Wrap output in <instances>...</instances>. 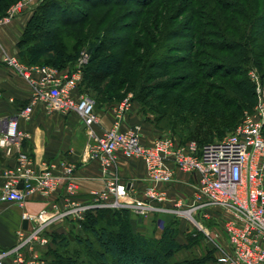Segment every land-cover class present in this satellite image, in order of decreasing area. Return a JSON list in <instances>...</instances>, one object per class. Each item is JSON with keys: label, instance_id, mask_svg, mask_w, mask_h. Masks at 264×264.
I'll list each match as a JSON object with an SVG mask.
<instances>
[{"label": "trees", "instance_id": "1", "mask_svg": "<svg viewBox=\"0 0 264 264\" xmlns=\"http://www.w3.org/2000/svg\"><path fill=\"white\" fill-rule=\"evenodd\" d=\"M12 1L0 0V15ZM78 1L84 2L86 9L71 7L70 0H49L33 9L18 41L22 62L70 70L67 62L73 59L74 63L79 52L76 56L66 54L65 39L75 40L74 51L81 37L74 31L82 32L92 15L99 13L100 22L109 23L104 34L110 40L106 44L100 39L85 49L90 58L83 67L78 91L81 83L100 91L108 77L109 88L117 83L134 87L136 99L148 105L157 101L150 104L155 110L166 106L163 113L172 125L179 124L199 146L213 141L210 137L221 127L227 129L243 110L253 107L254 85L246 72L254 66L264 75V0H170L169 5L155 6L153 2L159 0ZM56 11L58 14H53ZM55 42L59 64L53 61ZM110 48L113 52L106 53ZM94 210L101 211L100 219L91 214L92 209L74 223L81 233L89 230L99 250L89 238L72 230L58 235L47 264H172L171 253L182 245L176 239L175 226H165L155 246L137 234L131 244L125 218L112 215L111 209ZM115 218L117 230L101 223L113 225ZM96 223H101L98 228L93 226ZM193 233L191 239L201 236ZM77 244L83 246L88 260L77 261ZM205 261L187 260L184 264Z\"/></svg>", "mask_w": 264, "mask_h": 264}, {"label": "built area", "instance_id": "2", "mask_svg": "<svg viewBox=\"0 0 264 264\" xmlns=\"http://www.w3.org/2000/svg\"><path fill=\"white\" fill-rule=\"evenodd\" d=\"M39 1L21 0L10 6L0 16V24L32 9ZM89 58V53L81 50L69 70L47 64H24L12 55L4 57L6 64L14 68L32 90L19 117L30 119L38 102H43L50 111L76 112L91 138L86 148L87 158L99 163L106 182L100 190L92 192L87 202L72 198L77 187L75 165L63 162L59 171L52 165L40 170L30 167L28 154L20 150L27 134L19 128L18 120L8 119L0 133V148L6 154L15 152L17 165L13 170L4 171L0 200L22 207L30 195H49L63 185L69 196L65 207L54 213L23 212L22 218L28 225L17 231L14 245L0 248V264H5L7 259L10 264H40L36 256L26 253L36 245L47 244L43 235L46 228L66 218L82 220L88 210L97 207H128L138 215L173 214L184 218L204 236L218 252L219 263L264 264V88H257L253 111L245 113L235 128L219 139L199 146L194 140L179 143L171 135L163 134L146 144L142 141L139 124L122 127L128 109L126 102L115 109L109 128L100 134L93 131L99 123L94 100L77 92ZM119 156L143 160L147 178L141 199L133 197L127 184L119 180L115 172ZM176 170L196 176L192 203L186 207L169 198L163 187L173 180ZM206 204L219 206L227 214L219 225L221 228L211 229L202 219L194 217ZM201 217L209 218L205 213Z\"/></svg>", "mask_w": 264, "mask_h": 264}, {"label": "crops", "instance_id": "3", "mask_svg": "<svg viewBox=\"0 0 264 264\" xmlns=\"http://www.w3.org/2000/svg\"><path fill=\"white\" fill-rule=\"evenodd\" d=\"M33 12V9H26L0 24V133L5 129L8 119L18 120L19 128L27 134L21 143L20 150L27 153L30 158V167L40 170L47 165H52L59 171L61 163L70 162L75 165L74 178L77 183L75 194L71 197L87 202L92 198V192L100 190L104 186L105 175L97 161L89 160L86 155L87 144L90 141L80 116L74 112L62 113L48 110L43 102L34 105L30 119L19 117V111L27 104L32 94L31 87L24 78L4 61L6 55L19 58L18 41ZM99 123L93 127L96 134L102 133L109 128L113 121V111L110 107L97 109ZM140 125L142 141L146 144L152 143L160 134V130L153 126V123L140 122L138 116L129 112L123 119L124 129L134 125ZM17 165L16 153L6 154L0 148V189L4 180V171L15 169ZM118 172L124 183L130 188L129 193L135 198H142L146 185L147 170L141 158H124L119 156L117 160ZM196 176L192 173L176 170L173 180L164 185L169 198L182 203L183 207L189 206L195 191ZM21 187V185H20ZM67 204V197L64 187H60L49 196L39 193L30 195L22 207L19 205L0 200V248H7L17 241V231L23 227L22 213L36 214L41 210L50 213L62 210ZM161 219H178L176 226L177 233L189 246L200 244L201 234L198 238L187 231L190 224L184 218L176 217L170 213H156ZM215 217V216H213ZM218 220L212 218V220ZM76 228L71 218L56 221L46 228L44 236L48 242L44 246L36 245L33 250L27 251L28 256H36L40 264H47L48 252L56 247L57 237L66 234ZM187 231V232H186ZM189 240V241H188ZM208 251L212 246L205 241ZM209 244V245H208ZM217 258L218 252L212 251ZM209 259L206 264H212ZM217 263V262H216ZM5 264H10L7 259ZM218 264H221L218 262Z\"/></svg>", "mask_w": 264, "mask_h": 264}, {"label": "rangeland", "instance_id": "4", "mask_svg": "<svg viewBox=\"0 0 264 264\" xmlns=\"http://www.w3.org/2000/svg\"><path fill=\"white\" fill-rule=\"evenodd\" d=\"M19 1H21V0L12 1V3H10V5L6 8V10L10 6L16 4ZM50 1H52V0H50ZM70 1H71L70 4H72V5H70L71 7L72 6L75 7V6L79 5L80 8L86 9L87 5L84 2H79L78 0H70ZM43 2L48 3L49 0H40L39 1L40 4ZM157 3H165V4L169 5L170 0L155 1V2H153L154 6L157 5ZM36 6H33L32 9H34ZM56 8L57 7H54L53 11H55ZM6 10H5V12H6ZM161 13L164 16L167 15V13H164L162 11H161ZM3 14H1V15H3ZM53 14H58V11L54 12ZM99 17H100L99 13H95V16L92 15V19L89 21V24L87 26H85V29H83L82 32L76 31V30L74 31L75 34L81 36L80 37V43H76L78 45L74 51L71 52V47L75 46V40H73L72 38H66L65 39L64 42L67 44L66 51H65V52H67L66 54L73 53L74 56H76L78 52H80L81 50H85L88 47L93 46L100 39L104 40V42L106 44L109 43V40H110L109 36L104 34V28L109 23H108V21H106L105 23L100 22ZM142 38H144V36ZM114 41H115V39H114ZM56 46H57V43L55 42L54 46L52 47V52H54V55L56 56V58H53L54 59L53 61L55 64H59L60 63V57H59L60 52H58V50H56ZM113 49L114 48H110L109 50H107L105 52L106 53L113 52ZM138 50L139 49L135 48V51L137 53L141 52L140 50L139 51ZM45 59L47 60V58H45ZM100 59L101 58H99L97 60H100ZM19 61L22 62L20 59H19ZM72 62H73V59H71L67 62L68 67L71 69L73 68L74 63H75V62L74 63H72ZM22 63H24V62H22ZM90 65H91V63L88 64V66H90ZM85 70H86V67H85ZM84 74H85V71H84ZM246 75L248 76V79L254 85L255 101H254L253 107L250 110H248V109L243 110L242 113L239 115L238 119L236 120V122L234 124H232L231 126H229L227 129L223 130V128L221 127L222 129L220 128L219 132L214 133L210 137L211 140L219 139V138L223 137L224 135H226L227 133H229L230 131H232L235 128V126L243 119L245 113H250L253 111V108H254L256 101H257V93H256L257 88L258 87L264 88V75L261 74V72H259L257 70V68L254 66L248 67ZM83 80H82V82H83ZM110 80H111L110 77L105 79V81L102 84L100 91L93 90V89H87L83 83H81V85L79 87V91L78 90L77 91L79 92V94L91 97L94 100L96 110L98 108L107 106V107H110L112 109L113 114H114L115 109L118 108L122 102H126L128 105V109L125 112L124 118L128 116L129 112L134 113L138 116L140 122L153 123V126L156 129L160 130V132H161L160 135L169 134L179 143H184V142H188L190 140L196 139V138L190 136L188 133L182 131L179 124L176 123V124L172 125V122H170L168 115L163 113V110L165 109L166 106L160 105L159 107H157V110H155V109H153V107H151V105L156 104L157 101L150 102L151 105L150 104L148 105L146 103H142L141 101H139L135 97L136 93H137L136 88L131 87L129 85H119L118 83L115 84V86H113L112 88H109L108 83L110 82ZM165 110H167V109H165ZM115 172H117L119 180L124 182L125 181L124 178H121L119 175L117 164H116ZM105 182H106V180L104 181V184H105ZM75 183H76V181H75ZM76 186H77V183H76ZM62 187L66 188L64 185ZM76 189H77V187H76ZM76 189H75V191H76ZM65 192H66V190H65ZM53 193H51V194H53ZM51 194H49V195H51ZM74 194H75V192H74ZM49 195H45V196H49ZM68 196H69L68 193H66V197H68ZM98 208H100V207L93 208V212L91 214H93L96 218L100 219L101 217H100L99 213L101 211L98 212V211L94 210V209H98ZM102 208L111 209L109 211L112 215H116V216L119 215L120 216L119 218H125L127 220L126 221L128 223L127 231H128V237H129L128 240H130L131 244L134 243L133 242V239L135 237L134 234H137L138 236L143 237L146 240H148V242H150V244L152 246H155V245H157L158 240L160 239L161 234H162L165 226H173V227L175 226V228H176V226L179 224L178 219L175 220V219L170 218L168 220H165V219H161L162 217H157L155 214L138 215V214L133 213L128 207H114V208L102 207ZM201 210L198 211V212L201 211L200 212L201 216H202V213H205L209 218H202L199 213H196V214H194V217L196 219H200V220L202 219L204 224L207 225L211 229L221 228L219 225L222 224L225 216L227 215L221 207L206 204L201 208ZM112 215H110V216H112ZM213 216H215L216 218L218 216V220L217 219L212 220V218H215ZM71 220L73 222L75 221L72 218H71ZM101 223L108 226V228L109 227L112 228L113 230H117L118 226H119L118 225L119 224L118 218H115V223L113 225H112V222L110 223V222H106L104 220L101 221ZM101 223H96L93 226L95 228H98ZM186 226H188V228H187L188 232L192 230V232L196 231L197 234H199V232L196 230V228H194L191 224H186ZM76 227L77 228H75L72 232L77 231V234L81 233V231L79 232V226L76 225ZM81 234H82V235H80L81 237L89 238L93 242V245L95 246V248L97 250H99L97 241H96L95 237L90 234L89 230L86 232L82 231ZM176 239L182 245H180V247L177 250H175L171 253L172 264H184L185 261H187V260H188V262L193 263V262L197 261L198 259H203V258H205L206 261L211 259L213 261L212 264H218V261L216 260L215 256H213V254L208 251L209 249H208L207 245L205 244V241H207V240L205 238L203 241L201 238L202 243H200V244L198 243V244H195L193 246H189L186 242H181V239H183V238L181 236H179L178 233L176 234ZM77 245L79 248V256H78L77 261L78 262H80L81 260L83 261V260H85V258H87V260H88L89 256L87 255V252L84 251L85 249L83 248V246H80L79 244H77ZM206 261L204 263H200V264H206Z\"/></svg>", "mask_w": 264, "mask_h": 264}, {"label": "water", "instance_id": "5", "mask_svg": "<svg viewBox=\"0 0 264 264\" xmlns=\"http://www.w3.org/2000/svg\"><path fill=\"white\" fill-rule=\"evenodd\" d=\"M21 184H19V187H20ZM28 225V222L26 220L23 221V227L26 228Z\"/></svg>", "mask_w": 264, "mask_h": 264}]
</instances>
